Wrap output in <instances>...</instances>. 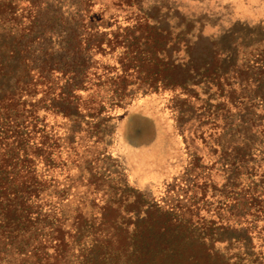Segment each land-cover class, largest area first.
<instances>
[{
  "label": "trees",
  "instance_id": "16d2710c",
  "mask_svg": "<svg viewBox=\"0 0 264 264\" xmlns=\"http://www.w3.org/2000/svg\"><path fill=\"white\" fill-rule=\"evenodd\" d=\"M20 1L23 6L0 0V264H264V155L254 153L264 132L256 114V106L264 110V39L221 74L218 59L210 61L201 76L215 82V98L203 99L189 84L188 69L162 55L178 52L179 43L138 12L106 18L104 10H93L95 0ZM56 1L72 11L54 10ZM105 54L115 66L95 65ZM105 82L110 96L93 99ZM128 85H135L130 96ZM165 92L179 130L202 110L194 131L206 126L212 142L213 158L203 165L208 194L197 195L196 156L185 170L193 180L172 183L165 200L143 204L146 215L129 222L130 232L120 213L127 205L113 197L92 198L98 211L91 219L85 211L66 218L51 198L64 194L46 192V173L69 157L63 159L59 140L71 149L83 119L98 145L115 132L116 109L136 96ZM49 112L64 119L63 134L48 132ZM143 128L141 122L132 130L134 140ZM157 136L151 129L146 140ZM93 161L84 157L77 166L87 168L88 182L100 191L103 181L99 188L95 182L103 174ZM213 168L224 175L220 184Z\"/></svg>",
  "mask_w": 264,
  "mask_h": 264
},
{
  "label": "rangeland",
  "instance_id": "374dc122",
  "mask_svg": "<svg viewBox=\"0 0 264 264\" xmlns=\"http://www.w3.org/2000/svg\"><path fill=\"white\" fill-rule=\"evenodd\" d=\"M12 1L19 6L24 4L20 0ZM95 1L93 10H104L106 18L111 15L125 16L134 11L147 18L151 24L168 29L173 40L179 43L180 50L172 51L171 54L165 51L162 55L169 62L183 64L188 69L186 75L189 84L201 93L200 97L203 99L208 94L214 93L212 84L215 82L208 76H201L210 61L218 59V71L221 74L231 64L240 60V56L244 58L246 50L255 49L264 39V0ZM57 2L52 6L54 10L58 7L61 11H72L73 7L69 3L61 1L57 4ZM96 58L98 60L95 61V65L102 63L116 65V60L111 54L102 57L97 55ZM180 71L176 69L173 74L176 75ZM230 83L235 85L231 80ZM107 86L109 84L105 82L96 87L93 99L99 100L110 96ZM134 87L135 85L127 86L126 93L129 96L133 94L131 92ZM86 95V92H82L83 99L87 98ZM170 96V92L136 96L123 108L116 109L114 113L116 117L111 120L112 123L116 121V130L98 145L88 139L85 129L87 120L82 118L78 121L80 132L76 135L73 144H70L71 149H68L59 138V149L64 156L63 159L66 155L69 157L64 166H58L56 170L46 173V192L53 195L64 194L58 198L55 196L51 198L60 201V212L66 218H72L78 211H85L91 219V216L98 211L92 198L99 201L101 198L105 200L106 197H113L121 199L127 205L120 213L123 216L122 221L128 223L130 232L132 225L129 222L146 215L143 204L151 200H165L167 187L172 183L176 184L179 181L185 183V178L193 180V173L191 172L190 177L186 176L185 170L190 167L194 157L199 158V166L195 169L200 172L195 178L197 185L200 186L197 195L200 196L203 191L208 194L209 188L206 186L209 178L208 170L203 168V165L208 164L213 158L212 142L208 137L209 130L206 126L194 131L195 120L200 117L202 110H194L192 119L179 130L176 128L175 111L170 105ZM212 98H215V94ZM191 102H194L196 107L201 104L200 100H191ZM256 114L258 119L264 120L263 108L256 106ZM61 120L64 121L49 112L46 119L48 132L63 134L66 127L61 124ZM141 122L144 125V132L139 140H134V136L131 135L132 130ZM151 129H156L159 137L149 141L146 139ZM162 134L169 139L163 141ZM97 148L105 149L104 153L109 155L103 157L96 152ZM90 151L94 152L90 153ZM254 153L258 158L264 155V132L256 139ZM84 157L92 158L93 170L103 174L95 182L99 188V180L103 181V190L98 191L88 182L87 168L77 166ZM213 170V178L220 184L224 180V175L218 168ZM79 172L83 173L81 179L77 177ZM59 189L65 191L62 193L58 191ZM82 202L87 205H82ZM143 223L139 225L144 226ZM94 225L92 224V227ZM226 236L232 238L234 235L227 231Z\"/></svg>",
  "mask_w": 264,
  "mask_h": 264
}]
</instances>
